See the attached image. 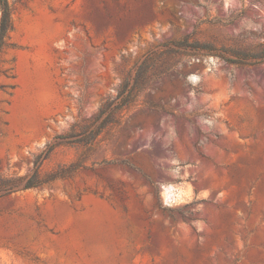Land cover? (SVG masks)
I'll use <instances>...</instances> for the list:
<instances>
[{"label":"rangeland","instance_id":"1","mask_svg":"<svg viewBox=\"0 0 264 264\" xmlns=\"http://www.w3.org/2000/svg\"><path fill=\"white\" fill-rule=\"evenodd\" d=\"M7 1L1 177L156 60L117 124L39 169L75 170L0 192V264H264V0Z\"/></svg>","mask_w":264,"mask_h":264},{"label":"trees","instance_id":"2","mask_svg":"<svg viewBox=\"0 0 264 264\" xmlns=\"http://www.w3.org/2000/svg\"><path fill=\"white\" fill-rule=\"evenodd\" d=\"M10 27V9L7 0H0V47L5 33ZM155 54L150 53L136 67L134 76L126 78L119 87L116 97L101 105L95 117L86 125L79 127V132H72L66 136L55 138V142L46 145V151L36 157L31 174L23 177L5 178L0 176V192L10 194L38 188L49 182L64 177L65 170H75L77 162H73L67 169L58 168L45 178L40 175V166L49 154L60 144H79L84 140L94 141L100 132L109 124H117L120 113L128 109L136 100V97L148 83L150 70L155 65ZM236 62V61H235ZM56 140H59L58 142Z\"/></svg>","mask_w":264,"mask_h":264}]
</instances>
